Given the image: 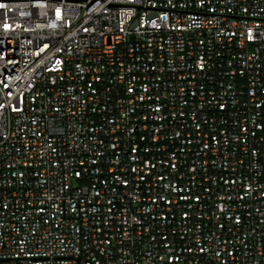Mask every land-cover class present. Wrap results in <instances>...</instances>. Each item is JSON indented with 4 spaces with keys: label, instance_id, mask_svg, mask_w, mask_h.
I'll list each match as a JSON object with an SVG mask.
<instances>
[{
    "label": "built area",
    "instance_id": "obj_1",
    "mask_svg": "<svg viewBox=\"0 0 264 264\" xmlns=\"http://www.w3.org/2000/svg\"><path fill=\"white\" fill-rule=\"evenodd\" d=\"M0 264H264V0H0Z\"/></svg>",
    "mask_w": 264,
    "mask_h": 264
}]
</instances>
